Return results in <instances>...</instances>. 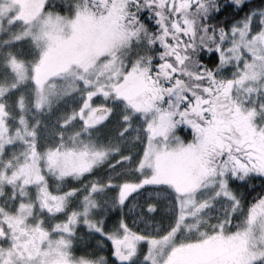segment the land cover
I'll return each instance as SVG.
<instances>
[{"label":"snow or ice","instance_id":"snow-or-ice-1","mask_svg":"<svg viewBox=\"0 0 264 264\" xmlns=\"http://www.w3.org/2000/svg\"><path fill=\"white\" fill-rule=\"evenodd\" d=\"M0 264H264V0H0Z\"/></svg>","mask_w":264,"mask_h":264}]
</instances>
